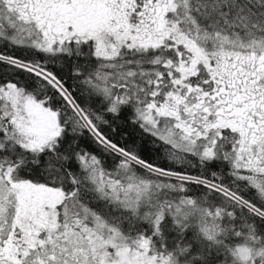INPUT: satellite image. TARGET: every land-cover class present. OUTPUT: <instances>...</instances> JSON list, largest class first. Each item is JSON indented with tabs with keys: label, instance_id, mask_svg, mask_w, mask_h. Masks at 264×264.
Wrapping results in <instances>:
<instances>
[{
	"label": "snow or ice",
	"instance_id": "obj_1",
	"mask_svg": "<svg viewBox=\"0 0 264 264\" xmlns=\"http://www.w3.org/2000/svg\"><path fill=\"white\" fill-rule=\"evenodd\" d=\"M0 264H264V0H0Z\"/></svg>",
	"mask_w": 264,
	"mask_h": 264
}]
</instances>
